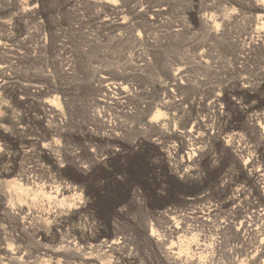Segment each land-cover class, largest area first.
Listing matches in <instances>:
<instances>
[{
  "label": "rangeland",
  "instance_id": "rangeland-1",
  "mask_svg": "<svg viewBox=\"0 0 264 264\" xmlns=\"http://www.w3.org/2000/svg\"><path fill=\"white\" fill-rule=\"evenodd\" d=\"M263 13L0 0V264H264Z\"/></svg>",
  "mask_w": 264,
  "mask_h": 264
},
{
  "label": "bare ground",
  "instance_id": "bare-ground-1",
  "mask_svg": "<svg viewBox=\"0 0 264 264\" xmlns=\"http://www.w3.org/2000/svg\"><path fill=\"white\" fill-rule=\"evenodd\" d=\"M253 1V3H254V5L256 6V7H258V8H260V9H264V7L262 6V0H252ZM31 10V9H30ZM261 18H264V13L263 14H261ZM264 23V22H263ZM256 32H257V34H256V38H255V41H253L252 42V45L254 46V47H261L263 44H264V29H261V28H257V30H256ZM181 73V69H177L176 70V72L175 73H173L172 74V79L173 80H176L177 78H180L181 77V75H179ZM104 79H106V80H108V78L107 77H103ZM108 82V81H107ZM105 87L108 89V88H110V87H113L114 88V86H112V83H106L105 84ZM47 105V104H46ZM48 106V105H47ZM259 116V115H258ZM259 119H260V122H259V124L261 123V128H262V130H263V128H264V113H261V115H260V117H259ZM184 148L186 147V146H183ZM189 158V157H188ZM238 160H239V162H240V164H241V166H242V168L243 169H246L247 168V166H248V164H250V162H251V160H249V159H246L245 158V160L244 159H242V158H237ZM257 174H258V176H260V178L261 179H263L264 178V169L263 168H260V169H258L257 170V172H256ZM19 176H21L20 177V180H23L24 181V183H29V178H28V176H26V175H24V174H19ZM70 190H72L71 188L70 189H68V188H58V189H56V194L55 195H62L63 193H65V192H69ZM193 212V211H192ZM189 213V212H188ZM191 213V212H190ZM182 217H184V215L182 216ZM203 220H206V218H203ZM166 228H168L167 230H171L172 232H175V233H178L179 231H182L183 232V230H182V226L180 225V221L178 222V221H173V222H171L169 225H167L166 226ZM221 228H224V226H220V229ZM182 232L179 234L180 236H178V237H180L179 239H180V241L182 242L183 241V234H182ZM197 239V238H196ZM194 244V249H196L197 250V248H199L198 246L200 245V244H203V243H200V242H195V243H193ZM170 252L172 253V251L170 250ZM178 254V256H180V253L179 252H177ZM207 253V251H205V253H200V252H196L193 256H192V261H193V263L190 261H188L190 264H209V261L207 260V257L206 256H204L205 254ZM189 258H191V255L190 256H188V255H186L185 256V258L184 259H189ZM186 261V260H185Z\"/></svg>",
  "mask_w": 264,
  "mask_h": 264
},
{
  "label": "clouds",
  "instance_id": "clouds-1",
  "mask_svg": "<svg viewBox=\"0 0 264 264\" xmlns=\"http://www.w3.org/2000/svg\"><path fill=\"white\" fill-rule=\"evenodd\" d=\"M153 119H156V117H153ZM192 243H195L196 242V238L195 236L192 237V240H191ZM180 255H186V252L184 250L181 251Z\"/></svg>",
  "mask_w": 264,
  "mask_h": 264
}]
</instances>
